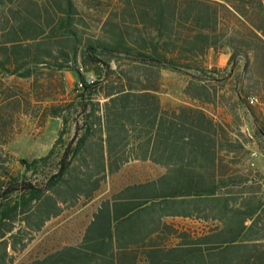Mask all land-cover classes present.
I'll list each match as a JSON object with an SVG mask.
<instances>
[{"label":"trees","instance_id":"1","mask_svg":"<svg viewBox=\"0 0 264 264\" xmlns=\"http://www.w3.org/2000/svg\"><path fill=\"white\" fill-rule=\"evenodd\" d=\"M210 52L228 55L227 65L208 64ZM164 70L186 78L187 104H162ZM64 71L78 81L69 99L56 101ZM52 72L57 87L42 78ZM249 95L264 99V0H116L94 26L74 0H0V264H13L46 222L90 202L131 161L164 173L101 200L80 245L24 264H103L100 257L129 251L264 264V173L249 160L255 140L239 113ZM251 115L254 136L263 137L264 116ZM23 117L39 127L58 118L62 129L47 155L18 160L20 173L5 147ZM70 123L73 135L57 152ZM54 156L53 171L37 178ZM167 217L211 226L192 237ZM165 231L178 236L175 247L156 240Z\"/></svg>","mask_w":264,"mask_h":264},{"label":"rangeland","instance_id":"2","mask_svg":"<svg viewBox=\"0 0 264 264\" xmlns=\"http://www.w3.org/2000/svg\"><path fill=\"white\" fill-rule=\"evenodd\" d=\"M77 9L82 14L83 18L88 24L94 26L98 19H101L108 11H110L116 0H74ZM207 62L210 65H216L219 68H224L228 62V55L219 54L214 56L210 52L207 56ZM46 71V70H44ZM47 73V71H46ZM93 77L91 74H87L86 78ZM42 78L49 79L53 86L59 85V74L53 73L51 75L46 74ZM78 81V74L76 71H64L62 74L63 91L57 92L53 90V100H65L69 99L73 93L76 82ZM186 78L170 71L164 70L162 72V87L160 91V99L165 106H178L187 104L185 99L181 95V89L185 84ZM24 91L30 89V82L26 80H16ZM230 89V86H226V89ZM250 96V95H249ZM256 97V96H255ZM258 103L255 105H248L245 102H241L239 113L242 119V131L247 133L249 137L255 140L251 145V151L256 155L251 154L249 160L253 164V168L260 170L264 173V136L255 137L254 132L257 130V124L253 120L251 112L261 113L264 116V99L258 98ZM51 100V99H50ZM52 101V100H51ZM220 110V109H219ZM219 117L225 121L231 120V116L224 110H220ZM62 129L61 120L58 118L48 117L44 125L39 127L35 120L23 117L19 133L14 139L5 147L6 152L9 155V168L14 172L23 173V169L18 162L19 159H26L31 161L34 158H40L48 154L52 145L58 137L60 130ZM73 135V124L70 123L64 129V135L61 138L57 152L60 150L61 145L68 141ZM258 139L261 148L258 146ZM56 163V156L50 160L46 166L37 169V178L44 172L53 171ZM159 174L157 168L147 162L136 161L128 164L122 169V172L108 178L102 185L99 193L95 198L88 203L84 210V225L88 221L92 211L98 206L102 199L109 197L114 191L125 183L143 182L156 177ZM81 204V203H80ZM84 204V203H83ZM85 205V204H84ZM72 213L70 210L63 214L57 222L46 223L43 229L35 234L33 240L27 245V247L16 253L14 256L13 264H24L37 258H42L46 254L59 249L71 241L78 239L80 229L74 231V236L71 238L66 235L68 229H70V220L66 219ZM178 225H183L192 229H200L201 225L196 222L188 220H178Z\"/></svg>","mask_w":264,"mask_h":264},{"label":"crops","instance_id":"3","mask_svg":"<svg viewBox=\"0 0 264 264\" xmlns=\"http://www.w3.org/2000/svg\"><path fill=\"white\" fill-rule=\"evenodd\" d=\"M219 113H220L219 109H209V114L212 115L214 118H218ZM251 154L256 155V153L251 151V149H250V155ZM132 162H136V161H131V162L126 163L118 173H116L110 177H113V176L121 173L122 169L125 168V166H127L128 164H130ZM143 162L150 163L155 168H157L159 171V174L157 176L164 173V168L159 167L157 165H154L149 161H143ZM136 183H141V182L125 183L124 185L119 187L116 191H114L112 194L118 192L119 190H121L123 187H125L127 185L136 184ZM88 203H86L85 205L84 204H78L72 208L66 209L60 215H58L54 218H51L48 221L49 223H52L54 221L57 222L59 220V218H61L63 216L64 213L69 212L70 210L72 211V213L66 217V219L70 220V226H71L70 229L66 230L67 231L66 235H68V237L70 236L71 238H73L74 231L77 230V226L81 232L79 234L78 239H75L74 241L72 240L71 243H69L63 247H75V246H78L82 243V241L84 239L85 229L93 220V215L97 212V209L100 205V203H99L98 206L95 208V210L92 211L91 215L88 218V221L84 225V210H85L86 206L88 205ZM178 220H188L191 222L199 223L201 225V228L200 229H192V228H189V227H186L183 225H178L177 224ZM48 222H46V223H48ZM163 222L166 225L171 226L173 229H176L178 231V233L185 231V232L189 233L190 236H192V237H197V236H200L202 233L207 232L209 227L211 226V224L207 223V222H203V221H200L197 219H192V218H183V217H167L163 220ZM152 237H156V234L153 235ZM156 240L160 241L164 245V247H166V248L175 247L179 243L178 236L176 234H173V233L170 234L167 231L160 233V236L158 238H156ZM63 247L56 249V250H54L48 254H52L56 251H59ZM100 258L105 259L106 262L103 264H195L193 257L184 256V255L179 254V253L178 254H175V253H149V252H145V251H129V252H114L110 256L108 255V256H104V257H100ZM37 259H41V258H37ZM190 259H191V262H189ZM34 260H36V259H34Z\"/></svg>","mask_w":264,"mask_h":264},{"label":"built area","instance_id":"4","mask_svg":"<svg viewBox=\"0 0 264 264\" xmlns=\"http://www.w3.org/2000/svg\"><path fill=\"white\" fill-rule=\"evenodd\" d=\"M86 80L88 82H93L94 78L93 77H88V78H86ZM247 103H248V105H255V104L258 103V99H257V97H255L253 95H250V96L247 97Z\"/></svg>","mask_w":264,"mask_h":264}]
</instances>
